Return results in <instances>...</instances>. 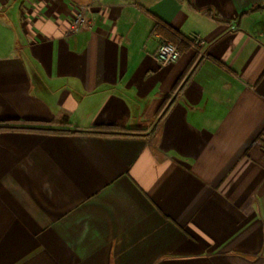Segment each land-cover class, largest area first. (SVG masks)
I'll return each mask as SVG.
<instances>
[{
	"label": "crops",
	"instance_id": "0c3cea01",
	"mask_svg": "<svg viewBox=\"0 0 264 264\" xmlns=\"http://www.w3.org/2000/svg\"><path fill=\"white\" fill-rule=\"evenodd\" d=\"M92 1L0 5V125L67 130L0 131V264H264V0Z\"/></svg>",
	"mask_w": 264,
	"mask_h": 264
},
{
	"label": "built area",
	"instance_id": "2783aa9c",
	"mask_svg": "<svg viewBox=\"0 0 264 264\" xmlns=\"http://www.w3.org/2000/svg\"><path fill=\"white\" fill-rule=\"evenodd\" d=\"M101 0H93L92 4H98ZM4 2V0H0V5ZM87 22L86 14L80 12L77 14L72 22L71 31H77L80 27H82ZM194 46H197L201 49V54L206 55V52L202 49L206 44L204 39H195ZM181 57L180 49L171 41H162L158 51H157V59L163 64H171L178 61Z\"/></svg>",
	"mask_w": 264,
	"mask_h": 264
},
{
	"label": "trees",
	"instance_id": "16d2710c",
	"mask_svg": "<svg viewBox=\"0 0 264 264\" xmlns=\"http://www.w3.org/2000/svg\"><path fill=\"white\" fill-rule=\"evenodd\" d=\"M263 8L262 6L256 7L254 10H259ZM162 26L160 23L157 24V28ZM166 28H169L165 26ZM164 41H171L173 42L181 51H183V46H189V44L194 43L193 41H190V39H182L181 37H178V35H166ZM167 110V109H166ZM4 125H0V131L1 130H37V131H44V132H51V133H57V132H62V131H67L66 129H56V128H35V127H24V126H14L10 125L9 123L4 122ZM71 131V130H68Z\"/></svg>",
	"mask_w": 264,
	"mask_h": 264
}]
</instances>
